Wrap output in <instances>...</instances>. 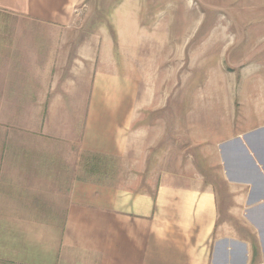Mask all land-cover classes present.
<instances>
[{
	"label": "crops",
	"instance_id": "0c3cea01",
	"mask_svg": "<svg viewBox=\"0 0 264 264\" xmlns=\"http://www.w3.org/2000/svg\"><path fill=\"white\" fill-rule=\"evenodd\" d=\"M76 3L0 0V255L47 263L44 235L62 224L64 248L51 264H71L76 246L95 247L91 264H264V122L217 120L205 98L188 122L204 159L198 181H164L153 196L73 180L72 122L55 112L80 102L66 34ZM182 121L176 137L188 131ZM158 126L162 133L167 123ZM125 127L118 123L108 146L88 134L76 146L118 152ZM94 190L108 194L93 198Z\"/></svg>",
	"mask_w": 264,
	"mask_h": 264
},
{
	"label": "rangeland",
	"instance_id": "374dc122",
	"mask_svg": "<svg viewBox=\"0 0 264 264\" xmlns=\"http://www.w3.org/2000/svg\"><path fill=\"white\" fill-rule=\"evenodd\" d=\"M70 23L71 91L80 105L55 113L72 122L73 180L153 196L164 181H198L204 159L193 153L200 146L189 123L205 98L217 120L225 113L231 122H264V0H77ZM181 119L188 131L177 139ZM119 122L131 127L118 152L76 146L87 134L108 146ZM158 122L167 123L162 133ZM100 191L89 195L106 198ZM60 228L43 234L49 260L41 264L63 250ZM94 253L72 247L71 264L94 263ZM20 257L0 255V264H30Z\"/></svg>",
	"mask_w": 264,
	"mask_h": 264
}]
</instances>
